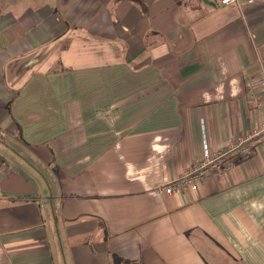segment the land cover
Returning <instances> with one entry per match:
<instances>
[{"label":"crops","instance_id":"0c3cea01","mask_svg":"<svg viewBox=\"0 0 264 264\" xmlns=\"http://www.w3.org/2000/svg\"><path fill=\"white\" fill-rule=\"evenodd\" d=\"M264 0H0V264H264Z\"/></svg>","mask_w":264,"mask_h":264},{"label":"built area","instance_id":"2783aa9c","mask_svg":"<svg viewBox=\"0 0 264 264\" xmlns=\"http://www.w3.org/2000/svg\"><path fill=\"white\" fill-rule=\"evenodd\" d=\"M253 2V0H249ZM241 0H220V5L239 4ZM248 88L252 93L250 104L254 108L264 105V69L254 74L248 81ZM264 137V127L254 128L229 139L223 146L212 150L205 146L203 158L195 162L185 172L184 176L171 183L166 189L168 194L178 192L183 188H189L195 192L201 182L216 173L223 177V166L231 158L246 159L252 156L259 138Z\"/></svg>","mask_w":264,"mask_h":264}]
</instances>
